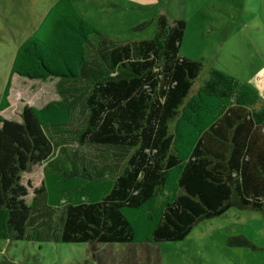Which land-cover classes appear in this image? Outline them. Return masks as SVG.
<instances>
[{
    "label": "trees",
    "instance_id": "trees-1",
    "mask_svg": "<svg viewBox=\"0 0 264 264\" xmlns=\"http://www.w3.org/2000/svg\"><path fill=\"white\" fill-rule=\"evenodd\" d=\"M186 28L162 15L152 39L98 44L73 0L55 2L18 48L0 98V240L86 243L97 264H162L155 245L185 240L203 220L233 207L264 216V104L219 69L192 93L204 64L180 55ZM15 75L57 78L63 97L7 120ZM33 166L44 182L28 201L22 174ZM114 245L126 250L100 248Z\"/></svg>",
    "mask_w": 264,
    "mask_h": 264
},
{
    "label": "rangeland",
    "instance_id": "rangeland-1",
    "mask_svg": "<svg viewBox=\"0 0 264 264\" xmlns=\"http://www.w3.org/2000/svg\"><path fill=\"white\" fill-rule=\"evenodd\" d=\"M57 0H0V98L21 44L37 29ZM88 21L101 31L93 43H121L152 39L162 15L171 21L184 19L187 28L180 55L200 60L204 67L195 80L194 93L219 69L247 82L264 104V0H73ZM89 46L88 59L93 55ZM96 52V51H95ZM54 80H30L15 75L12 79L11 106L1 113L7 120L21 122L26 105L43 107L63 96ZM85 110L77 101L73 127H82ZM70 139V138H69ZM64 145L78 148L71 139ZM79 151L94 160H106L104 150L84 146ZM114 163L112 156L107 158ZM29 188L44 182L43 166H33L22 174ZM183 241L162 242V264H264V216L237 207L226 214L197 224ZM248 242L251 245L242 244ZM241 242V243H239ZM243 242V243H244ZM116 255L123 245L100 247ZM0 264H97L86 243L55 241L9 242L0 240Z\"/></svg>",
    "mask_w": 264,
    "mask_h": 264
}]
</instances>
